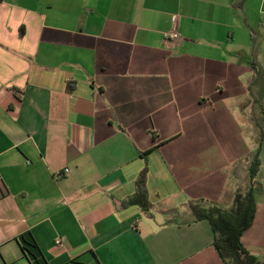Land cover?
<instances>
[{"label": "crops", "instance_id": "obj_1", "mask_svg": "<svg viewBox=\"0 0 264 264\" xmlns=\"http://www.w3.org/2000/svg\"><path fill=\"white\" fill-rule=\"evenodd\" d=\"M257 85L264 0H0V264H32L28 233L46 264H225L187 204L231 207L258 148L241 242L264 260ZM225 107L257 137L236 158L202 130ZM146 165L149 214L123 204Z\"/></svg>", "mask_w": 264, "mask_h": 264}, {"label": "trees", "instance_id": "obj_2", "mask_svg": "<svg viewBox=\"0 0 264 264\" xmlns=\"http://www.w3.org/2000/svg\"><path fill=\"white\" fill-rule=\"evenodd\" d=\"M73 89L74 85H70L68 92ZM151 136L155 139L156 135L151 133ZM148 152L150 150L145 151L143 155ZM258 153L259 148L248 169L249 187L239 188L236 191L231 207L222 208L212 202L202 201H190L187 204L192 222L206 220L210 224L213 233L212 245L225 264H264V260L250 253L241 242V236L252 225L256 212L254 190L260 187L256 179L260 167ZM147 174L148 167L146 165L136 179L134 194L123 204L124 206L137 205L144 213L149 214L152 203L148 197ZM6 193L8 190L0 179V197ZM17 240L24 256L32 264H46L30 233L21 235Z\"/></svg>", "mask_w": 264, "mask_h": 264}, {"label": "rangeland", "instance_id": "obj_3", "mask_svg": "<svg viewBox=\"0 0 264 264\" xmlns=\"http://www.w3.org/2000/svg\"><path fill=\"white\" fill-rule=\"evenodd\" d=\"M253 93L255 94V98L257 99V101L263 104L264 103V90L263 89L261 90L259 88V85H257V87H254ZM229 98L230 97L228 95H224V97H222L221 99L226 105H228ZM208 114H209L210 119H209V123L207 126L209 127L205 125V128H203L202 130L203 132L207 131L208 136L216 139L215 140L216 142H219V141L224 142V146L228 148L227 152L225 153L232 155L236 158L238 155L242 156L253 149L252 140L253 139L254 141L257 140V137L255 138L252 135L253 133L252 128L245 126L240 110L233 111L225 107V108L217 110L216 112L209 111ZM257 114H258V117H260L259 110ZM215 117H220L221 120L219 121L217 119V121H215ZM182 131L184 132L185 136H189V135L191 136L194 134L188 129L187 130L182 129ZM227 142L229 143L227 144ZM257 148H258V145L256 147V150ZM254 150H255V147H254ZM241 174H242L241 181H240V184H242L241 187L246 188L249 185V177H244L243 172Z\"/></svg>", "mask_w": 264, "mask_h": 264}, {"label": "built area", "instance_id": "obj_4", "mask_svg": "<svg viewBox=\"0 0 264 264\" xmlns=\"http://www.w3.org/2000/svg\"><path fill=\"white\" fill-rule=\"evenodd\" d=\"M172 22H175V17L172 19ZM165 39L168 40V43H172L174 40L179 38L178 33L176 32H170V33H165ZM68 171V169H65V172ZM55 244L58 246L63 245V239L61 237H57L55 240Z\"/></svg>", "mask_w": 264, "mask_h": 264}]
</instances>
